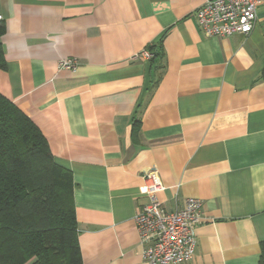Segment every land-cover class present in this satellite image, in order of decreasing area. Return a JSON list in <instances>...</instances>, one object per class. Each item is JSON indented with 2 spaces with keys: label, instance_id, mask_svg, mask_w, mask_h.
I'll return each instance as SVG.
<instances>
[{
  "label": "crops",
  "instance_id": "obj_1",
  "mask_svg": "<svg viewBox=\"0 0 264 264\" xmlns=\"http://www.w3.org/2000/svg\"><path fill=\"white\" fill-rule=\"evenodd\" d=\"M205 1L0 0V94L71 171L80 264H148L134 216L151 168L165 210L202 201L179 264L259 262L264 3L249 34L218 37L198 24ZM70 56L75 71L57 67Z\"/></svg>",
  "mask_w": 264,
  "mask_h": 264
},
{
  "label": "trees",
  "instance_id": "obj_2",
  "mask_svg": "<svg viewBox=\"0 0 264 264\" xmlns=\"http://www.w3.org/2000/svg\"><path fill=\"white\" fill-rule=\"evenodd\" d=\"M73 187L39 128L0 94V264L81 263ZM260 249L264 264V240Z\"/></svg>",
  "mask_w": 264,
  "mask_h": 264
},
{
  "label": "built area",
  "instance_id": "obj_3",
  "mask_svg": "<svg viewBox=\"0 0 264 264\" xmlns=\"http://www.w3.org/2000/svg\"><path fill=\"white\" fill-rule=\"evenodd\" d=\"M264 0H206L196 11L198 24L207 36L225 37L249 34L256 21V9ZM136 57L151 58L144 49ZM78 58L59 59L57 67L75 71ZM143 193L147 202L134 216L142 244V257L148 264H179L192 259L196 246V226L201 221L202 201L188 197L180 207L167 211L158 193L163 189L154 168L144 175Z\"/></svg>",
  "mask_w": 264,
  "mask_h": 264
}]
</instances>
